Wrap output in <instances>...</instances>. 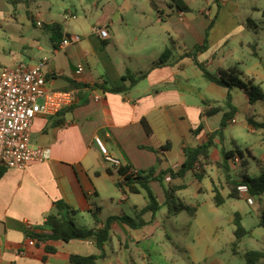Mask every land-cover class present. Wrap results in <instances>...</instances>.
I'll use <instances>...</instances> for the list:
<instances>
[{
	"label": "crops",
	"instance_id": "1",
	"mask_svg": "<svg viewBox=\"0 0 264 264\" xmlns=\"http://www.w3.org/2000/svg\"><path fill=\"white\" fill-rule=\"evenodd\" d=\"M13 1H17L16 5L21 2L0 0L6 7L5 12L10 14L6 21L0 18L3 29L0 31V72L4 66L35 65L46 58L44 70L49 76L48 87L73 89L78 93V100L57 115L38 114L34 119L31 141L49 148L50 157L32 162L23 169L6 167L0 179V264H68L71 254H98L100 251L93 238L39 242L30 235L29 232L49 231L45 220L50 213L57 211L56 201L77 210L74 219L79 226L93 229L102 227L111 215L137 217L147 205L144 191L130 192L118 186L123 178L119 166L106 160L95 143V137L101 136L110 153L121 161V166L129 165L134 172L151 168L156 169L155 175L169 168L177 171L185 160L184 147L203 143L208 134L219 127L221 113L211 117L202 115L210 107L204 104V98L223 104L229 91L204 76L205 81L195 86V76L200 77L199 68L188 53L204 43L208 31V48L198 52L197 60L215 73L222 68L238 67L235 64L241 62L240 48L246 43L251 44L247 39L248 32L251 25L256 26L249 11L260 13L263 0H251L249 6L243 5L242 0H184L189 11L179 10L173 0H137L143 6L138 13L143 17L141 19L130 16L132 10H136L135 0H97L94 5L92 2L66 8L65 22L50 20L49 24L48 12L32 10L27 4L25 15L18 17ZM71 20H75L74 25ZM136 21L138 24L133 23ZM57 25L58 31L55 29ZM95 27H107L109 38H101L94 32ZM13 32L18 37H13ZM73 34L80 35L81 40L63 44ZM27 37L30 39L26 40ZM168 48L172 49V54L166 57V63L161 64ZM132 58L136 59L135 65ZM79 65L84 67L81 74L76 72ZM128 70L146 76L128 92L113 93L102 87L103 83L105 86L125 83L123 76ZM73 82L86 87L78 89ZM231 92L238 112L235 123L231 122L227 129L239 123L240 115L245 117V122L238 124V130L230 131L231 142L244 141L250 157L257 162L253 152L256 141L252 136L264 129H256L249 122V118L255 119L257 102L252 104L238 87ZM95 94L101 98L95 99ZM143 120L151 128V133L147 132ZM59 121L61 123L56 124ZM201 123L204 128L195 133ZM227 129L224 141L217 138L211 149V162L204 166V177L199 180L194 175L195 203L185 201L201 208L203 204L197 198L205 191L210 193L214 202L212 210L216 214L209 221L211 227L208 229L203 225L197 238L218 239L220 210L237 199L229 198L231 188L216 164L221 159L223 145L234 150L226 145L229 140ZM243 132H246V138L238 136ZM260 138L264 141V133ZM167 143L168 149L162 150ZM245 160L249 173L251 163L244 154H237L231 160L235 178L241 177ZM185 178L172 179L168 174L163 183L152 181L157 196V186L165 193L160 200L161 208L156 214H143L147 224L140 228L114 221L111 237L105 244V255L97 264L178 263V243L184 236L177 228L172 227V231L166 227L171 220L169 215H173L166 204V189L173 184H187ZM187 190L188 184L176 192L177 198L179 192ZM216 190L225 198L220 206L215 203ZM241 197L248 199L246 191H242ZM259 199L264 203V195ZM97 200L107 203L112 209L110 215L104 216L103 207ZM164 206L168 212L163 211L162 220L158 212ZM67 212L68 209L63 210V213ZM87 213L92 217L86 224H79L78 219L84 220ZM235 213L232 212L229 219L233 234ZM192 220H198V213ZM48 246L55 247L56 251H49ZM187 250L193 264H237L231 259L237 254L232 251L233 257L224 258L221 253L225 248L222 247H208L204 258L196 256L194 247L187 246Z\"/></svg>",
	"mask_w": 264,
	"mask_h": 264
},
{
	"label": "trees",
	"instance_id": "2",
	"mask_svg": "<svg viewBox=\"0 0 264 264\" xmlns=\"http://www.w3.org/2000/svg\"><path fill=\"white\" fill-rule=\"evenodd\" d=\"M22 1V0H21ZM27 6H30L35 0H24ZM179 10L189 11L190 7L185 3L184 0H173ZM16 5L17 1H13ZM33 19V16L30 15ZM213 24V21L211 25ZM56 30L59 29V25L56 26ZM58 31V30H57ZM209 32L206 33V38L203 44L196 45L192 52L188 53V56L193 57L195 64L202 71L203 76L211 82H214L220 86L229 89L227 97L223 104H218L217 101L204 98V104L208 107L204 112L203 116L211 117L215 114L221 113V121L219 127L208 134L207 140L196 146L184 147L185 160L181 167L175 171L172 168L162 170L158 175H155V168L148 169L147 171L134 172L129 165L120 166L118 168L119 173L123 176L122 180L118 182V186L123 189H128L130 192H140L144 191L147 198V205L139 211L137 217H132L130 215H111L109 216L104 225L98 229L87 228L79 226L74 216L77 214V210L72 208L62 201H56L57 211L50 213L45 220V226L49 229L48 232H29L30 235L37 239L39 242H46L48 240H61L64 242H70L73 239L79 238H94L95 244L99 249L98 254H71L69 257L68 264H97L99 258L105 255V244L111 237V227L112 223L116 220L127 224L131 228H140L147 224V221L142 218L143 214L146 212H156L161 208L158 196L152 186V181L157 180L161 183L164 182L166 175L170 174L172 179H184L187 172L192 171L194 175L200 180L205 175L204 166L211 162V149L216 145V139L220 138L221 141L225 139V131L229 127L230 123L236 118L238 107L233 102V94L231 90L234 87L242 89L248 96L249 101L254 104L260 100H264V90L260 84L254 83L252 80L246 81L241 78L242 72L238 67L230 69H220L217 73L212 72L209 68L202 62L197 60V54L200 51H204L208 48ZM172 49L168 48L162 58L161 64L167 62L166 57L171 56ZM146 74L133 73L127 71L123 76V81L125 83L121 85H110L105 86L103 83L102 87L113 93H123L128 92L133 86H135ZM49 77V76H48ZM128 81V84L126 83ZM73 86L78 89L86 87L84 84L77 82L72 83ZM73 106V105H72ZM71 106V107H72ZM69 107V108H71ZM68 109V108H67ZM63 111V110H62ZM60 113V112H59ZM250 124L256 129H264V122L256 121L253 118H249ZM61 121L56 124H60ZM144 126L148 133H151V128L146 121L143 120ZM204 128L203 123H201L195 130V133H199ZM169 143L162 146V150H167ZM157 152L159 150L153 149ZM240 154L243 156L240 149L228 150L224 145L221 147V159L216 162L217 166L221 169L224 174L225 182L230 186L231 191L229 193V198H241L242 190L239 189L240 186H246V193L249 198L254 200V197L261 198L264 195V163L262 160L257 161L259 167V172L255 176H251L248 173V161L242 162L243 170L241 172V177L235 178L233 175V169L231 167V160L235 159L236 155ZM5 166H0V179L6 171ZM187 187L185 182L180 184H173L168 189H166L167 199L166 204L169 205V211L173 214H178L183 210H188L192 215H194L196 209L190 207L185 203H176L177 195L176 192L180 189ZM225 202V198L222 196L219 190H216L215 203L217 206L222 205ZM64 209H68L67 213H63ZM97 218V214H94ZM243 216L240 212L235 213L234 224L236 226L234 234L235 240L232 242V250L235 254H240L241 258L245 261V264H260L264 259L263 250H247L244 253H240L238 250L239 244L242 239L248 234V230L244 227L242 223ZM260 226L264 228V213L260 216ZM47 249L51 252L56 251L53 246H48Z\"/></svg>",
	"mask_w": 264,
	"mask_h": 264
},
{
	"label": "rangeland",
	"instance_id": "3",
	"mask_svg": "<svg viewBox=\"0 0 264 264\" xmlns=\"http://www.w3.org/2000/svg\"><path fill=\"white\" fill-rule=\"evenodd\" d=\"M251 0H242L243 5L249 6ZM93 5L97 3V0H37L35 2H32L30 7L32 10H42L49 13V16L47 18V23L49 24L50 20H56L60 23L65 22L63 14L65 13V9H73V6L76 5L77 7L82 6V4L86 3H92ZM136 6L134 7L136 10H132L130 13V16L134 18H143L141 15L138 16V13L142 9V4L135 0L133 3ZM263 4L261 12L260 13H254L251 10L249 11L250 16L255 20L254 23L256 26H252L249 29L248 32V41L251 43L250 45H247L248 43L244 44L240 50H241V62L236 63L235 65L238 66L239 70L242 72L241 78H243L246 81L254 80V83L260 84L262 89L264 90V0L261 2ZM17 6V16L25 15V9H26V2L21 1ZM249 8V7H247ZM5 5L0 2V18L2 20L6 21V18L10 17V14L5 12ZM131 17V20H132ZM134 21V20H132ZM71 23L74 25L75 20H71ZM133 23H137L133 22ZM145 23V21H143ZM46 24V25H48ZM6 25V24H5ZM33 27V26H32ZM38 31L42 30L40 28H35ZM3 29L0 27V31ZM46 32V31H43ZM13 37H18L16 32L12 33ZM30 39L29 37L26 38V40ZM256 52V55H255ZM133 62L132 64L135 65L134 61H136L135 58H132ZM197 71L200 73V77L195 76V86H200L205 81V78L203 77L201 71L197 69ZM240 89V88H239ZM241 93H244L243 90H241ZM243 110V107H241ZM255 110V119L259 122H264V100H260L257 102V105L254 106ZM240 124L245 122V117L243 115H240L239 121ZM238 123V124H239ZM230 127L227 129V146L230 149H236L237 147L243 152L244 156L249 160L251 163V167L249 169V175L255 176L258 173V166L257 162L250 157L248 149L244 143V141L239 140L238 144H234L231 142V136L230 131L238 130L240 127L239 125ZM264 130H259V134L253 135L252 139L256 141L253 145V152L257 156L258 160L262 159L264 160V141H260V137L263 136ZM242 136L243 138H246V132H243L242 134H238V136ZM262 135V136H260ZM185 181L188 184V190L184 192L178 193V198L176 200V203H185V201H190L192 203H195L194 200H196V186L194 184L195 176L190 171ZM157 192H159V201L162 200L165 197V193L163 191V188L160 186H157ZM182 194L184 196H182ZM247 194V193H246ZM181 198V200L179 199ZM197 200L203 204L201 208H197L198 205H189L190 207H193L196 209V212L194 214L198 213V220L193 221V216L188 210H183L181 213L169 215L171 218L170 222L166 224L167 229L173 230L172 227L177 228L178 232L181 233L184 237L179 239V249L177 250V257L178 263L176 264H193L191 260L190 251L187 250V246H191L196 248V256L199 258H204L206 255V249L210 246L214 247H222L225 248L224 252H222V257L226 258L228 256L233 257L232 254V242H231V236H233V240H235V236L233 232L231 231V225L229 222L230 216L232 212L239 211L242 216V223L244 227L249 231L248 234L242 239V241L239 244L238 250L240 253H244L247 250H263L264 251V228L260 226V216L264 213V203L260 201L258 197H254V202L250 203L248 199L246 198H237L231 201L228 205L221 208V215L219 222L217 224L221 227L220 231V237L218 239L211 240L212 238L209 237H203V238H197L198 232L200 229L203 228V225L206 226V228L211 227V221L214 219L216 212L212 210L213 206V199L210 197L209 192H203ZM97 203L100 204L103 207V214L104 216H108L111 214L112 209L107 205V203H101L100 200H97ZM163 211L168 212L167 206H164L162 210L158 212V215L160 219L164 218V215L162 214ZM90 216L88 213L85 216V219L79 218L78 222L79 224H86V222L89 221ZM163 220V219H162ZM231 243V244H230ZM230 244V245H229ZM236 255V254H235ZM238 255V256H237ZM236 257L231 258L234 261H236L237 264H245V261L241 258L240 254H237ZM229 258V257H228ZM168 264H174L172 262H169ZM264 264V260L260 263Z\"/></svg>",
	"mask_w": 264,
	"mask_h": 264
},
{
	"label": "built area",
	"instance_id": "4",
	"mask_svg": "<svg viewBox=\"0 0 264 264\" xmlns=\"http://www.w3.org/2000/svg\"><path fill=\"white\" fill-rule=\"evenodd\" d=\"M1 24V21H0ZM42 25V22H38ZM94 32L101 38H109L107 27H95ZM81 36L73 34L67 37L63 44L75 43ZM46 58L35 65L18 64L4 66L0 72V166L23 169L32 162L45 161L50 157V149L33 144L31 141L32 126L38 114L57 115L62 110L71 107L78 100V93L73 89H50L49 77L44 70ZM77 74L84 72L79 65ZM95 94V99H100ZM235 119L232 121L235 123ZM95 143L106 160L115 166H121V161L114 157L105 140L95 137ZM246 191V186H240ZM253 203V199L248 197Z\"/></svg>",
	"mask_w": 264,
	"mask_h": 264
},
{
	"label": "water",
	"instance_id": "5",
	"mask_svg": "<svg viewBox=\"0 0 264 264\" xmlns=\"http://www.w3.org/2000/svg\"><path fill=\"white\" fill-rule=\"evenodd\" d=\"M93 238V237H92ZM81 239H83V240H86L87 238H81ZM94 239V238H93Z\"/></svg>",
	"mask_w": 264,
	"mask_h": 264
}]
</instances>
